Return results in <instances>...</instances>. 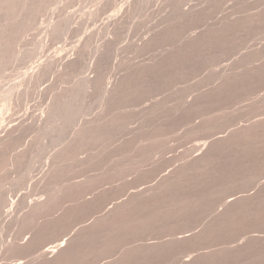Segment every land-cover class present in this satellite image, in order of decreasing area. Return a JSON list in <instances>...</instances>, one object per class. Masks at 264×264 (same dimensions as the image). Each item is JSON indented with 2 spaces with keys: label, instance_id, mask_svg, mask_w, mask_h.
<instances>
[{
  "label": "rangeland",
  "instance_id": "374dc122",
  "mask_svg": "<svg viewBox=\"0 0 264 264\" xmlns=\"http://www.w3.org/2000/svg\"><path fill=\"white\" fill-rule=\"evenodd\" d=\"M0 264H264V0H0Z\"/></svg>",
  "mask_w": 264,
  "mask_h": 264
},
{
  "label": "bare ground",
  "instance_id": "6f19581e",
  "mask_svg": "<svg viewBox=\"0 0 264 264\" xmlns=\"http://www.w3.org/2000/svg\"><path fill=\"white\" fill-rule=\"evenodd\" d=\"M40 205H41V203H40ZM10 206V205H9ZM32 206V205H31ZM3 207V206H2ZM6 208H7V205H6ZM8 209V208H7ZM3 210V209H2ZM8 213V212H7ZM5 214V213H4ZM10 214V213H9ZM24 240V239H23ZM25 242V241H24ZM43 245V244H42ZM48 245V244H47ZM59 244H57L56 246H53V247H48V246H45L44 247V253H46L47 255H49V254H53L54 252H55V249H57V246H58ZM59 248H60V246H59ZM46 255V256H47ZM45 256V257H46ZM49 257V256H48ZM51 258V257H50Z\"/></svg>",
  "mask_w": 264,
  "mask_h": 264
}]
</instances>
